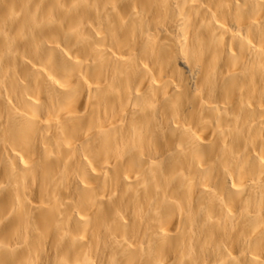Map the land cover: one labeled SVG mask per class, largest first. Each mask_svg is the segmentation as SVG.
Instances as JSON below:
<instances>
[{
	"label": "bare ground",
	"instance_id": "6f19581e",
	"mask_svg": "<svg viewBox=\"0 0 264 264\" xmlns=\"http://www.w3.org/2000/svg\"><path fill=\"white\" fill-rule=\"evenodd\" d=\"M0 264H264V0H0Z\"/></svg>",
	"mask_w": 264,
	"mask_h": 264
}]
</instances>
